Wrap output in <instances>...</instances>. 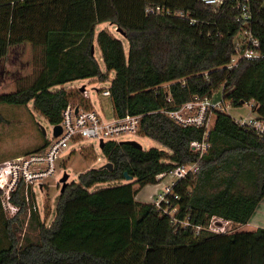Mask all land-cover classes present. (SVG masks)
Here are the masks:
<instances>
[{"label":"trees","instance_id":"16d2710c","mask_svg":"<svg viewBox=\"0 0 264 264\" xmlns=\"http://www.w3.org/2000/svg\"><path fill=\"white\" fill-rule=\"evenodd\" d=\"M158 5L160 11L149 10ZM251 7L249 21L240 17L235 2L0 0V40L46 44V65L35 82L0 93V104L33 100L58 124L76 92L54 86L88 77L106 81L114 70V113L142 114L140 132L173 151L106 141L102 151L112 168H91L80 173L79 181L68 182L50 225L30 209V230L24 235L29 206L23 195L15 196L22 208L12 218L0 198V264H264V226L209 228L214 217L248 223L264 200V135L227 112H217L200 169L178 181L177 198L170 195L161 206L136 199L143 186L159 182V173L198 157L191 142L203 137L204 128L179 125L165 110L195 95L223 91L232 106L254 100L264 118V0H251ZM102 22L125 32L128 54L122 39L107 29L98 31ZM250 28L262 54L230 67L236 36ZM96 40L107 71L92 51ZM47 144L45 139L33 150ZM126 171L132 179L90 190L98 182L125 180ZM174 208L176 217H189L191 224L181 225L165 212Z\"/></svg>","mask_w":264,"mask_h":264},{"label":"built area","instance_id":"2783aa9c","mask_svg":"<svg viewBox=\"0 0 264 264\" xmlns=\"http://www.w3.org/2000/svg\"><path fill=\"white\" fill-rule=\"evenodd\" d=\"M201 1L212 6H221L227 2H235L241 8V18L249 21L253 18L251 0ZM161 9L160 5L149 8L151 11H160ZM243 32L244 36L235 40L236 52L234 55L238 56V60L232 58V61L229 63L230 67L236 66L241 58H255L262 54L260 39L253 33L252 28ZM101 93L105 96H111L110 87L102 89ZM218 93H220V98L215 100ZM251 101L254 103L252 107L254 113L234 117V119L240 125L264 135V118L255 110L256 102L254 100ZM228 107V101L225 99L223 91H220L213 95H195L183 102L179 107L165 110L179 125H192L204 128V134L201 139L191 142V148L198 152L196 160L179 163L171 170L163 171L157 175L159 179L157 183H161L164 179H166V182L163 185V189L157 192L155 200L151 202L157 206H161L162 202L168 203L170 201V195H173L175 198L178 197V194L174 190L175 185L180 179L199 171L201 159L210 147L209 134L215 122L216 114L218 111L228 112ZM141 118L142 114L127 113L122 116L114 114V117L109 119L106 118L103 111L90 106L88 101L79 100L74 102L70 100L62 112L61 121L58 123L62 131L58 135L53 133V138L48 140V144L44 148L0 161V198L6 215L12 218L17 216L21 211L22 206L15 200L16 195H23L29 206V210L31 209L29 202L32 199L31 188L33 189V193H35V184L42 189L48 185L47 179L57 172L61 153L72 142L85 138H95L99 141V144L101 140L105 142L110 139L121 141L117 138L123 135L141 133ZM55 125L53 124V126ZM175 211L176 208L172 211L165 209V212L171 213L175 222L181 223V225L191 224L189 217L180 219L174 215ZM142 214L139 211L137 215L141 217ZM209 228L212 229L211 223Z\"/></svg>","mask_w":264,"mask_h":264},{"label":"rangeland","instance_id":"374dc122","mask_svg":"<svg viewBox=\"0 0 264 264\" xmlns=\"http://www.w3.org/2000/svg\"><path fill=\"white\" fill-rule=\"evenodd\" d=\"M98 29H107L114 36L122 39L124 42L126 53L128 54L130 49L129 40L121 31L118 30L116 25L110 22H102L98 25ZM243 36L244 32L241 31L236 36V38H240ZM21 47L22 49L18 48L15 49V51H9V59H14V64L8 66V69L3 70V76L0 75L1 80H4V78H9V83L7 82L8 84L6 83V86H3L5 82L1 83L3 84V87L0 88V93L11 92L28 86L25 84V81L29 79V74L24 77L21 82L15 81L14 83L11 81L13 80V78L19 77V74L22 71V63L27 60V58L34 57L35 55L37 56V53L31 51L32 46L29 42L22 44ZM96 57L100 65L102 66V69L104 71H107L106 64L102 55V50L98 42L96 43ZM232 58L238 60L237 55H232ZM218 66L216 65L215 67ZM109 74L110 77L106 81H101L95 77L78 78L70 80L63 84L56 85L53 87V89L57 90L60 88H65L69 91H75L76 94L73 98H71L72 101L76 102L79 101L81 97H86L85 101H88L90 106H93L99 111H103L106 115V118L111 119L115 114L112 98L111 96H105L101 93L102 89L110 87L111 81L115 77L116 72L112 70ZM83 86L85 87V90L82 89ZM253 105V101H249L241 106H232L228 101L229 107L227 113L233 117L253 114ZM53 133V124L40 110L35 107L33 100L26 105H15L9 103L0 104V161L11 158L18 154L27 153V151L30 150L32 151L36 147L43 145L45 139L51 140L53 138ZM117 139H136L142 144L144 149L158 147L165 150L169 155L173 153L171 149L143 133L123 135L121 137H118ZM164 160L168 161L169 157H166ZM106 163L107 158L104 155L97 139L85 138L77 142H72L69 147H67L61 153L57 172L47 179L48 185L44 189H42L40 186L35 184V193H33V189L31 188L32 199L29 200L31 210H38L41 214L42 220L45 221L47 225H50L56 215L57 203L61 194V177L64 175V173H69L68 182L73 180L79 181L80 173L85 172L91 168L102 167ZM126 181L127 179L114 180L109 182H98L90 187V190L94 191L103 187L115 186ZM165 182L166 179L158 184L154 183L144 186L139 192L138 197L141 199L150 198L149 193H151L154 189H158L159 191H161ZM137 185L138 184H136L135 186L137 187ZM156 195L157 194L155 193V197L152 201L155 200ZM262 205L264 206V201ZM30 213L31 212L28 208L27 217L25 218L23 227V235L25 232L30 230ZM261 225H264V207H259L254 219L246 224L238 225L232 221L225 220L220 217H214L211 221V228L219 231L253 230Z\"/></svg>","mask_w":264,"mask_h":264},{"label":"crops","instance_id":"0c3cea01","mask_svg":"<svg viewBox=\"0 0 264 264\" xmlns=\"http://www.w3.org/2000/svg\"><path fill=\"white\" fill-rule=\"evenodd\" d=\"M98 31H99V29H98ZM26 42H29V41L0 40V75L1 76H3V74H4L3 70L8 69V66H11V65L14 64V59L13 60L9 59V56H8L9 55V51L10 50L15 51V49H18V48L22 49V47H21L22 44H24ZM29 43L32 46L31 47L32 48L31 51H33L34 53H37V56L35 55L34 57L27 58V60H25L22 63V66H21L22 67V71L19 74V77H15L11 81L14 82V83H15V81L16 82H18V81L21 82L24 79V77H26L29 74V79H27V81H25V84L28 85V86H31L35 82V80L37 79V77L39 76V74L41 73V71L44 69V67L46 65V44L45 43H34V42H29ZM96 43H97V40L95 41V44H94L95 55H96ZM3 82H5L4 85L1 84ZM7 82L9 83V78H4V80L0 79V88L3 87V86H6ZM149 184H153V183H149ZM149 184H146L145 186H147ZM156 184H158V183H156ZM141 189L139 190V192L141 191ZM158 191H159L158 189L157 190L154 189L151 193H149L150 198H147V199L139 198L138 197L139 192H138L136 194V199L140 200V201H152L153 198L155 197L154 194L155 193L157 194ZM263 201L260 203L259 207H264L262 205ZM259 207H258V209H259ZM258 209L256 210L255 214L257 213ZM255 214L253 215L252 219H254ZM261 226H264V225H261Z\"/></svg>","mask_w":264,"mask_h":264},{"label":"water","instance_id":"95a60500","mask_svg":"<svg viewBox=\"0 0 264 264\" xmlns=\"http://www.w3.org/2000/svg\"><path fill=\"white\" fill-rule=\"evenodd\" d=\"M117 28H118L119 31H121L123 34H125V32L121 28H119V27H117ZM92 51L93 52L95 51L94 47H93ZM82 89L85 90V87L83 86ZM219 98H220V93L217 94L215 100H218ZM61 131H62L61 126L59 124H56L54 126V134L58 135ZM121 142H129V143H132V144L136 145L139 148H143L142 144L139 141H137L136 139H126V140H121ZM104 143H105L104 140L100 141V147L101 148H103ZM103 166L112 168L113 164L111 162H107ZM125 175H126V179L127 180H130V179L133 178V176L131 174H129L127 171L125 172ZM68 178H69V173L65 172L64 175L61 177V182H62L61 192L64 191L65 187L67 186Z\"/></svg>","mask_w":264,"mask_h":264}]
</instances>
